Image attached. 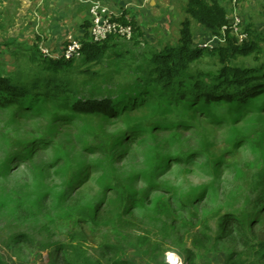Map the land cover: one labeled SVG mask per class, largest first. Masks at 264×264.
Instances as JSON below:
<instances>
[{"label":"rangeland","instance_id":"1","mask_svg":"<svg viewBox=\"0 0 264 264\" xmlns=\"http://www.w3.org/2000/svg\"><path fill=\"white\" fill-rule=\"evenodd\" d=\"M185 2L164 0L163 27L146 37L175 44ZM251 26L264 33V18L256 13ZM205 34L193 26L196 43ZM13 60L0 63L28 67ZM201 62L211 67L208 56ZM261 95L237 109L151 101L114 118L74 112L66 100L0 107V257L61 264L58 246L80 243L95 261L109 244L135 264H264ZM96 131L111 138L108 149ZM123 193L133 198L123 203ZM82 210L90 217L78 223Z\"/></svg>","mask_w":264,"mask_h":264},{"label":"trees","instance_id":"2","mask_svg":"<svg viewBox=\"0 0 264 264\" xmlns=\"http://www.w3.org/2000/svg\"><path fill=\"white\" fill-rule=\"evenodd\" d=\"M182 9L185 17L175 44L145 38L130 21L131 40L111 35L101 42H92L85 34L79 38L81 48L77 58L45 57L35 44L19 47L11 56L28 67L13 62L12 70L7 71L8 65L0 63V107L25 105L28 109L36 99L55 103L66 100L65 107L74 112L100 113L114 118L151 101L172 102L175 106L200 103L203 107L212 102L225 103L227 108L237 109L261 94L262 97L264 33L251 24L246 26L241 19L240 28L247 33V40L239 43L229 28L223 35L222 27L230 22L231 12L218 0H186ZM261 15L264 18V6ZM196 24L203 27L204 33L223 36L224 41L211 48L197 47L194 40L197 37L193 36ZM204 56L211 60L210 68L200 67ZM43 137L47 139L46 135ZM95 138L101 148H109L111 138L100 131L95 132ZM17 140H12V145L21 153L26 148L25 142ZM115 183L120 184L118 180ZM132 198L130 193L122 194L123 203ZM165 207L162 203L161 208ZM88 217L87 211L82 210L77 222H84ZM222 225L221 232L226 224ZM75 237L79 236L71 232V238ZM99 247L106 253L96 261L86 255L80 243L60 244L56 258L61 264H135L115 255V247L109 244ZM237 260L228 257L226 264L245 262ZM0 264H7L6 259L0 257ZM186 264L199 263L187 257Z\"/></svg>","mask_w":264,"mask_h":264},{"label":"crops","instance_id":"3","mask_svg":"<svg viewBox=\"0 0 264 264\" xmlns=\"http://www.w3.org/2000/svg\"><path fill=\"white\" fill-rule=\"evenodd\" d=\"M56 1L0 0V60H6V56L12 55L19 47L32 44L46 46L53 53L60 54L68 34L79 38L85 34L89 36L88 9L92 2H99L116 13L122 22L133 21L145 38L151 28L163 27L159 16L166 10L164 0H72L62 7L57 6ZM218 1L227 12H231V0ZM237 3V11L246 26L251 24L256 13L261 15L264 6V0H237ZM167 9L171 12L170 7ZM153 36V39L148 37L153 42L163 40Z\"/></svg>","mask_w":264,"mask_h":264},{"label":"built area","instance_id":"4","mask_svg":"<svg viewBox=\"0 0 264 264\" xmlns=\"http://www.w3.org/2000/svg\"><path fill=\"white\" fill-rule=\"evenodd\" d=\"M231 20L228 25L222 27V34L226 29H230L234 36L237 38L239 43L244 42L248 39L246 32L242 31L241 17L237 11V0H231ZM88 17L91 21L88 30L89 40L92 42H101L111 35L119 36L120 38L129 41L133 37V27L130 23H125L119 20V16L116 13L109 11L99 2H92L90 8L88 9ZM224 41L223 36H218L212 33H206L197 43V47L211 48L216 46V43H222ZM39 52L50 58H64L72 59L77 58L80 55L81 43L79 37L68 34L66 36L65 45L60 54L53 53L48 47L43 45H37ZM171 261V257L167 258V262Z\"/></svg>","mask_w":264,"mask_h":264},{"label":"water","instance_id":"5","mask_svg":"<svg viewBox=\"0 0 264 264\" xmlns=\"http://www.w3.org/2000/svg\"><path fill=\"white\" fill-rule=\"evenodd\" d=\"M72 0H57L55 4L59 7L64 6L65 4H70Z\"/></svg>","mask_w":264,"mask_h":264},{"label":"bare ground","instance_id":"6","mask_svg":"<svg viewBox=\"0 0 264 264\" xmlns=\"http://www.w3.org/2000/svg\"><path fill=\"white\" fill-rule=\"evenodd\" d=\"M174 262H175V261H173V264H175Z\"/></svg>","mask_w":264,"mask_h":264}]
</instances>
